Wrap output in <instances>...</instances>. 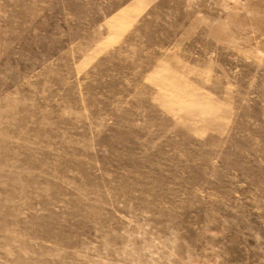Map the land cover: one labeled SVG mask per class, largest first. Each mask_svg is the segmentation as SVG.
<instances>
[{
    "label": "rangeland",
    "instance_id": "obj_1",
    "mask_svg": "<svg viewBox=\"0 0 264 264\" xmlns=\"http://www.w3.org/2000/svg\"><path fill=\"white\" fill-rule=\"evenodd\" d=\"M0 264H264V0H0Z\"/></svg>",
    "mask_w": 264,
    "mask_h": 264
}]
</instances>
